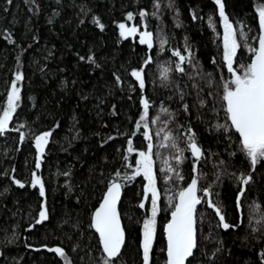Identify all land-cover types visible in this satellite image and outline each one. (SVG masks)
<instances>
[{
	"label": "trees",
	"instance_id": "16d2710c",
	"mask_svg": "<svg viewBox=\"0 0 264 264\" xmlns=\"http://www.w3.org/2000/svg\"><path fill=\"white\" fill-rule=\"evenodd\" d=\"M222 2L237 31L240 47L233 67L240 74L253 58L249 47H257L256 9L264 0ZM140 11L148 15L141 19ZM128 13L133 14L134 24L153 33L151 50L138 38L120 36L118 25L129 21ZM209 17L215 31L209 27ZM94 19H99L103 30ZM9 35L14 43L9 42ZM222 35L223 22L214 0H12L11 4L0 0V116L16 73L24 77L9 130L0 135V264H65L48 251L56 247L65 251L70 264H102L104 254L91 227L92 215L115 173L130 175L135 166L137 155L128 153V140L135 151H147L144 129L135 127L143 111L142 98L151 104L149 133L161 195L150 264L167 262L165 228L173 211L170 205L194 176L202 202L197 206L198 247L189 258L191 264H260L264 161L251 172L252 183L238 209L241 185L236 177L249 173L251 165L239 149L234 129L217 128L230 124L222 96L224 84L233 79L223 59ZM161 40L167 41L163 48ZM186 48L193 53V61L182 65L186 74H181L175 71L179 60L171 53L178 50L187 56ZM89 56L94 64L87 61ZM149 56L152 63L145 66ZM142 68L143 91L131 76L133 70ZM188 128L204 151L196 173L187 150L182 153L183 162L165 164L175 149L163 147L171 143L163 137L171 133L178 147L186 148ZM47 131L53 134L38 171L35 136ZM168 167L175 171H165ZM34 171L44 181V197L38 186H30ZM13 179L26 186L19 188ZM145 187L142 177L123 186L120 214L126 242L114 264H143V222L150 215L149 203L139 207ZM204 189L211 191V197L204 196ZM208 199L221 207L226 222L238 227L224 230L218 226L219 217L205 203ZM44 202L48 219L36 224Z\"/></svg>",
	"mask_w": 264,
	"mask_h": 264
},
{
	"label": "snow or ice",
	"instance_id": "6c2138e0",
	"mask_svg": "<svg viewBox=\"0 0 264 264\" xmlns=\"http://www.w3.org/2000/svg\"><path fill=\"white\" fill-rule=\"evenodd\" d=\"M26 3H34L35 0H25ZM57 3L60 0H56ZM215 4L218 6L219 17L223 22V59L226 62L227 70L232 74L233 79L224 84V93L222 100L224 102V111L226 113L227 121L230 124L218 125V129H224L226 132L230 129H234V132L238 134L239 137V149L243 152L246 158L249 160L251 165V171L247 174L241 173L236 177L237 183L241 185L238 195H237V208L241 207V198L245 196L247 186L252 183L253 177L251 172L256 170V166L264 161V4L257 7L256 11L258 13L259 19V29L260 35L256 38L258 40V47H249V52L252 54L253 58L251 62L244 67L242 74H237L234 69L233 64L236 59L237 50L240 45L237 42V31L234 29L233 25L229 22L228 16L225 14V6L222 0H214ZM11 4L12 0H8ZM155 7L159 9V4ZM59 15V13H55ZM148 15L145 11H140L139 16L141 19ZM194 19L196 17H193ZM127 20H133V14H127ZM97 24L101 30H103V24L100 23L99 19H94L93 21ZM51 24L52 21L49 20ZM83 23V21H81ZM209 27L215 31V26L212 18H208ZM179 26V24L177 25ZM120 29V36L124 39H128L131 36L139 34V43L147 46L149 50L153 48V33L151 31L138 32V28L126 27L124 23L118 25ZM239 35L245 37L246 34L241 32ZM9 42L14 43L11 36H8ZM167 43L165 40H161V48ZM185 51L188 55H182L180 51L173 50L171 55L177 57L179 62L175 65V71L181 74H186V70L182 65L185 63L191 65L193 61V53L186 48ZM84 60V57H80ZM89 63H95L92 56L87 58ZM215 62V61H213ZM152 63V59L149 56L145 60V66ZM98 66V65H97ZM167 73V69H165ZM131 76L138 81L140 90L145 89V78L143 68L140 70H133ZM24 79L20 72L15 75V82L11 84V91L7 94V107L3 110V115L0 116V135H4L9 129V122L12 119V114L16 111L18 107V102L21 99L20 88L18 87V82ZM119 82V77L116 78ZM167 79V75L164 76ZM181 98H183L181 96ZM143 111L139 116V120L135 127L137 130L143 128V136L147 144V151H140L138 153L139 159L135 161V167L132 175H123L117 171L115 173V179H113L107 186L102 202L99 207L95 209L92 220L91 227L99 234V243L102 246L103 258L102 264H114L118 261L121 256L122 249L125 245V231L121 226L120 213L118 212L117 205L121 199V190L123 184L118 181H133L138 176H143L147 181V185L144 188V201L149 199L151 196V217L143 222L142 231V259L143 264H150V254L152 252L153 241L156 235V217L160 211L159 199L160 193L156 187L157 177L153 172V143L152 135L149 133V111H150V101L146 98L141 100ZM188 106L184 105L185 111H187ZM164 112L168 110L166 108L162 109ZM159 119V117H157ZM152 123H156V120H152ZM59 125L57 124V127ZM20 127H23L21 125ZM18 131L19 129H14ZM188 135L185 139L186 148H180L177 145V138L173 137L171 133H168L163 137L165 141H170V144H164L163 147H171L175 149L176 155L174 158L178 162H183L182 153L187 150L191 153V157L194 160L193 172H197L196 164H198L204 158V151L202 147L198 144L195 133L191 128L187 130ZM52 131L44 132L40 135L35 136V147L37 149V160L35 164L36 169L41 168V158L44 156L45 148L49 143V138L52 136ZM25 138L24 133L20 134V140L23 141ZM111 139V137H109ZM128 153L134 152L132 147V140H128ZM235 155V153H233ZM128 157L125 156L124 160ZM224 162L220 161L222 165ZM167 164V160H165ZM130 167V165H129ZM14 171V170H13ZM167 172H173L175 169L168 167L165 169ZM68 175V173H64ZM235 175V174H233ZM179 179H183L179 176ZM167 179H171L168 177ZM166 179V182H167ZM216 180H220V173H216ZM198 177L191 180L190 184L180 190L177 194L178 202L174 205L173 211L171 212V220L167 223L165 231L167 233V262L166 264H191L189 258L193 257L194 250L197 249V205L201 204L202 198L197 196L198 191ZM19 188H24L25 183L20 180L13 179ZM30 186L32 188H37L39 190L40 197L45 196V184L42 178L37 175L34 171L32 172ZM205 197H211L212 193L209 189L203 190ZM169 201L172 197H168ZM209 208H212L216 215L219 217V225L224 230L230 228L238 227V225H231L226 222L225 216L222 214L221 207L212 199L205 201ZM139 207L143 209L145 203L141 202ZM48 219V209L45 204L41 205V211L38 214V219L36 224H41ZM256 231V229H254ZM48 251L56 253L62 259L65 260V264H70L65 251L59 247L48 249ZM261 260L260 264H264V252L260 253Z\"/></svg>",
	"mask_w": 264,
	"mask_h": 264
},
{
	"label": "rangeland",
	"instance_id": "374dc122",
	"mask_svg": "<svg viewBox=\"0 0 264 264\" xmlns=\"http://www.w3.org/2000/svg\"><path fill=\"white\" fill-rule=\"evenodd\" d=\"M125 25H126V27H133V26H135V27H137L138 28V32H143V31H147L145 28H143V27H141V26H138V25H136V24H134V21L133 20H131V21H128V22H126V23H124ZM234 27V26H233ZM235 29V28H234ZM119 31H120V29H119ZM131 38H138V40H139V34H137V35H135V36H131ZM237 42H238V44H239V41H238V39H237ZM240 45V44H239ZM222 46H223V35H222ZM224 49V48H223ZM238 50H239V48H238ZM238 50H237V53H238ZM234 65V64H233ZM244 71V70H243ZM243 71L240 73V74H242L243 73ZM239 75V74H238ZM14 82H15V80H14ZM18 87L20 88V92H21V81L20 82H18ZM19 103V102H18ZM6 107H7V102H6ZM6 109V108H5ZM14 114V113H13ZM13 114H12V117H13ZM3 115V114H2ZM10 123V122H9ZM140 130V129H139ZM149 130V129H148ZM189 152V151H188ZM134 153H136V155H137V158H136V160H138L139 159V156H138V153L139 152H137V151H135L134 150V152H132V153H129L130 155L131 154H134ZM190 153V152H189ZM173 156H175L176 155V151L174 150V152H173V154H172ZM172 155L171 154H168L167 155V158H166V160H167V166H171L173 163H174V165H176L177 163H178V161L176 160V159H173L172 158ZM152 159H153V172H154V174H155V168H156V164H157V159H156V155H155V152H154V149H153V156H152ZM190 160L192 161V163L194 164V160H193V158L191 157V153H190ZM197 165L198 164H196V168H197ZM135 167V166H134ZM134 167H131V174L130 175H132L133 174V170H134ZM138 177H142L143 178V176H138ZM138 177H136V179L138 178ZM144 179V178H143ZM145 180V179H144ZM127 182H129V181H123L122 182V184H123V186H125L126 185V183ZM145 182H146V185H147V181L145 180ZM156 182H157V180H156ZM158 190V189H157ZM159 192V191H158ZM149 195V199L147 200V201H144V199L142 200V202H144L145 203V207H146V205H147V203H149V205H150V215L146 218V219H149L150 217H151V196H150V194H148ZM197 196H199V190L197 191ZM160 197H161V195H160ZM159 201H160V199H159ZM176 202H178V199L176 200ZM175 202V203H176ZM159 203V202H158ZM43 204H45V202L43 203ZM46 205V204H45ZM144 207V208H145ZM145 219V220H146ZM144 220V221H145ZM156 226H157V223H156ZM143 231V230H142ZM141 245H142V243H141Z\"/></svg>",
	"mask_w": 264,
	"mask_h": 264
},
{
	"label": "water",
	"instance_id": "95a60500",
	"mask_svg": "<svg viewBox=\"0 0 264 264\" xmlns=\"http://www.w3.org/2000/svg\"><path fill=\"white\" fill-rule=\"evenodd\" d=\"M258 23H259V19H258ZM259 35H260V29H259ZM257 47H258V43H257ZM41 161H42V158H41ZM41 169V168H40ZM40 169H37L38 171L40 170ZM122 196H123V187H122V190H121V199H122ZM121 199H120V202H119V204L117 205V209H118V212L120 213V203H121ZM102 202V201H101ZM100 202V203H101ZM100 205V204H99ZM198 206V205H197ZM99 207V206H98ZM97 207V208H98ZM94 213V212H93ZM120 218H121V214H120ZM121 226H122V228L124 229V226H123V223H122V218H121ZM93 229V228H92ZM93 231L95 232V230L93 229ZM124 231H125V229H124ZM96 233V232H95ZM165 233H166V231H165ZM96 235L98 236V238H99V234L98 233H96ZM166 235H167V233H166ZM125 242H126V232H125ZM101 246V245H100ZM101 248H102V246H101ZM123 250V249H122Z\"/></svg>",
	"mask_w": 264,
	"mask_h": 264
}]
</instances>
